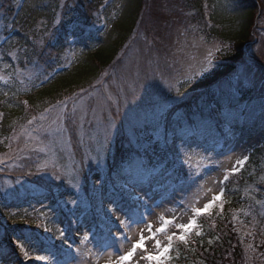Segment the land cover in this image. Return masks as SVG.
Masks as SVG:
<instances>
[{
    "label": "trees",
    "instance_id": "1",
    "mask_svg": "<svg viewBox=\"0 0 264 264\" xmlns=\"http://www.w3.org/2000/svg\"><path fill=\"white\" fill-rule=\"evenodd\" d=\"M172 1L181 6V10L184 8L191 12L188 16L183 15L188 24L191 21L192 26L197 31L205 33L207 38H214L226 46L229 44L231 48L225 55H220L214 72L196 81L186 82L179 89L171 85L178 68V56L172 55L173 49L165 48L163 51L166 55H161V58L157 59L160 60L159 69L171 85V90L169 91L159 77L155 83V90L169 98L175 96L176 100L171 105L166 122L161 126V136L153 140L150 133L146 134V130L141 138L138 155L152 171V175L139 187H157L163 180V175L170 170V178L174 186L179 182H186L189 174L182 163L185 160L188 162L189 156L196 149L204 147V153L219 159L234 141L231 139V132H236L235 139L251 140L257 135L259 130L257 127L262 121L260 114L250 113L252 102L256 100L252 87L236 86L230 93L222 92L218 95L215 93L219 89V83L233 72L229 65L236 63L242 45L249 39L250 30L255 24H253L255 6H258L259 0ZM64 2L66 6L60 10L59 0H23L24 6L17 9L16 0H0V36L14 37V44L10 47L12 49L15 46L17 55L21 54L18 60L39 59L43 71V76L39 77V86L19 92L18 98H13L12 95L16 91H7L8 96L0 91V113L4 114L3 119L0 120V154L6 150L5 138L19 130V125L26 124V120L31 116L39 117L45 108H51L60 101L80 94L82 89L92 91L91 86L97 81L94 86L99 88L101 84H107L108 91L115 97L121 78L127 79L126 76L119 77L117 74L116 62L123 61L124 58H116V56L136 25L142 0H64ZM33 5H43V7L36 8ZM54 8L60 10L62 14L59 24L54 22ZM143 15L144 12L141 16ZM42 22L47 32L43 40L41 34L39 37L37 34L41 32L37 24ZM106 22L108 29L103 27ZM9 23L12 24L11 29L8 28ZM65 43L67 45L76 43L79 50L73 63L67 67L60 64L59 59L64 52ZM158 43H161L159 38ZM9 44L5 46L3 43L5 50L2 55L6 62H11L6 53ZM137 46L138 44L135 47ZM20 49L22 53L19 52ZM152 49L161 51L156 45ZM52 52L55 54L52 55ZM237 63L239 65L235 67L243 64L241 61ZM57 69L60 71L56 72ZM104 72L107 74L101 77ZM51 73L52 75L49 76ZM46 76L49 78L44 81ZM41 81L44 83L41 84ZM177 93L180 95L178 96ZM85 100L95 106V96L85 97ZM25 101L29 105L27 110L24 108ZM121 103H123L122 99ZM112 111L114 113L115 108ZM39 122L37 120V123ZM106 151L107 164L104 173L111 180V184L105 181L106 199L107 195L113 192L112 185H115V193L123 197L120 201L122 204L128 194L122 187V181H125L126 177L116 175V171L121 160L136 149L128 146L127 136L121 131L115 134ZM263 155L264 144L249 153L250 159L245 168L226 182L223 210L214 207L198 217L201 236L197 237L193 231L189 235L190 243L187 246L182 242L174 241L168 264H264V243H261L264 240V235H261V230L264 229V216L261 215L264 213V181L258 179L263 165L261 161ZM83 156L84 148L77 145L74 149L75 160L79 162ZM17 163L23 165L27 162L17 161ZM84 175L86 179L83 187L87 193L91 188L88 178L95 180L100 176V172L97 166L90 165ZM13 178L12 183L15 182ZM27 179L38 187L42 185L46 187L48 183L39 176ZM250 186H254L256 190L250 192ZM60 188L62 199L73 195L72 188L67 184H61ZM15 189L20 190L19 185H16ZM24 190L30 191V188L25 187ZM53 195L48 192L45 203L55 208L56 201ZM42 198V196L36 197V199ZM22 203V208L17 209L13 206L11 210L18 212L19 221L25 218L23 209L27 208L29 215L26 218L29 224L12 225L7 221L8 227H14L17 235L23 230L31 232L33 244L29 246L28 251L33 257L52 254L50 264H55V261L62 257L57 254L59 249L49 247L44 237L51 238L55 245L59 240L52 238L50 233H45L43 227H35L36 223L47 224L54 230L64 222L63 228L69 229L71 234L82 231L83 225L98 219L95 217L94 207L76 209L75 217L70 216L63 208L55 212L41 209L46 213V216H41L32 211L27 200ZM36 207L40 208V205L36 204ZM68 207L71 208L70 205ZM73 218L77 219V224L70 228V221ZM97 225L103 228L101 220ZM249 232L253 235H248ZM12 235L11 232L7 234L0 232V246L6 249L4 254H0V264H43L36 259L24 261L19 250L11 242ZM208 240H212L211 245L207 243ZM249 244L253 246L252 249L248 248Z\"/></svg>",
    "mask_w": 264,
    "mask_h": 264
},
{
    "label": "snow or ice",
    "instance_id": "2",
    "mask_svg": "<svg viewBox=\"0 0 264 264\" xmlns=\"http://www.w3.org/2000/svg\"><path fill=\"white\" fill-rule=\"evenodd\" d=\"M23 6V0H16L17 9ZM65 6L64 0H59L58 8L62 10ZM33 7L42 8L43 5H33ZM53 11L56 23L59 24L62 18L61 11H57L55 8ZM8 28H12L11 23L8 24ZM7 40V37L0 36V47H3V43ZM34 43L38 44L40 41H34ZM214 47L216 52H221L219 46ZM12 58L13 60L16 59L15 53L12 54ZM213 59L214 53L212 49H209L204 61L195 71L189 72L187 78L191 80L196 76L209 72L214 66ZM14 75L16 79L20 80L21 84H24L25 78L31 82V75L21 72L19 68L14 70ZM158 77L170 91L171 85L164 78V73L160 71L159 65L157 64L156 67H153V63L149 61L147 66H142L134 77L129 73L125 83L118 86L115 97L108 91L107 84H101L99 88L93 86L92 91L82 89L80 94L69 97L65 101H60L51 108H45L39 117L33 115L28 118L26 124H20L19 131L9 138L12 143L9 144L7 160L0 158V166H3L0 167V172L5 169L19 168L21 171L15 180V184L20 185V190L14 189L11 184L8 185L7 189L0 187V193H3L0 196V217H2L0 218V232L5 234L11 232L13 234L11 242L19 250L24 261L36 259L49 264L52 255H37L33 257L28 251L29 246L33 244L32 233L23 230L17 235L14 227H8L7 221H10L12 225L17 223L29 224L26 218L29 215L27 208L23 209L25 218L19 221L17 220L18 212L11 210L13 206L17 209L22 208V201L24 200H27L33 211L40 212L41 216H46L45 212L40 211L41 209L55 212L57 209L63 208V210L69 212L70 216L75 217L76 209L81 207L91 209L94 207L95 217L100 219L101 223L105 225L106 235L99 237V242L105 251L112 247L113 242H120L121 247H123L122 235L119 229L130 227L137 219V211L139 209H143L139 213V217H142L143 221L148 219L154 207L149 206L148 198L143 196L134 197L135 210H133L131 205L121 204L120 201L123 197L119 193H115L114 189L116 186L112 185L113 192L109 193L106 199L105 181L107 180L111 184V180L104 173V169L107 164V147L115 134L122 131L127 136L128 146L136 149L135 152L130 153L121 160L116 171V175L126 177L122 187L134 190L137 186L146 183L152 175V171L146 167L143 159L138 155V150L141 147V138L145 135L146 130L159 129L166 122L171 105L174 103L168 96L155 90V83ZM48 78L46 76L45 80ZM0 81H3L6 85L10 84V80L4 76H0ZM43 83L44 81H41V84ZM260 87L262 89L260 107L262 114H264V78L260 81ZM4 95L8 96L9 93L4 92ZM12 95L13 98H18L19 89ZM177 95L179 96L180 93H177ZM93 96H95V106L85 100V97ZM121 99L123 103H121ZM69 101L71 102L70 109ZM28 107L29 105L25 101V110ZM113 108H115L114 113L112 111ZM3 115V113H0V120L3 119ZM37 120L40 122L37 123ZM77 145L84 148V156L79 162L73 159L74 149ZM228 151L232 154H225V160L232 161L233 157L235 159L231 167L223 171L222 178H216L218 185L216 194H213L202 208L192 207V218L186 223H175L173 225L171 220H167L162 216V226L156 228L155 231L156 233L164 234L167 243L162 245L159 240H156L154 244L157 250L156 253L142 255L139 260L154 262V264H168L171 259L170 250L173 248L174 241L182 242L187 246L190 243L189 234L194 230L197 237L201 236L197 217L208 213L214 207H218L221 211L223 210L226 182L229 181L231 176L240 173L250 159L248 155H236L231 149ZM65 156L70 163L61 166L59 162L63 161ZM8 161H11V163ZM17 161H25L27 163L22 165L16 163ZM184 162L187 163L186 160ZM215 163L217 166H222L224 161H216ZM90 165L97 166L100 176L95 180L88 178L91 188L85 193L83 185L86 178L84 173ZM35 176L48 181L46 187L43 185L38 187L26 179ZM261 180L264 181V177ZM61 184H67L74 189V195L69 196L67 199H62L60 196ZM25 185H28L30 191L24 190ZM201 187L203 188V185ZM208 191L211 192L212 189L209 188ZM48 192L54 194L55 208L45 203ZM37 196H42L43 198L36 199ZM29 197H32V199H29ZM159 203L158 201L157 205ZM36 204L40 205L39 209ZM69 205H71V208L68 207ZM261 215L264 216V213H261ZM233 220H235V216H233ZM117 222L119 227H117ZM76 224L77 219L73 218L69 227L71 228ZM169 225H172L177 232L168 234L167 227ZM34 226L37 228L43 227L45 233H50L52 238L61 242L62 247L57 254L62 258L57 259L55 264H85V258L93 255L91 248L84 250L79 246H74L69 240V229L56 227L53 230L47 224L41 225L39 223ZM147 227L151 229V225H147ZM248 235H253V233L249 232ZM261 235H264V229L261 230ZM89 239L90 236L86 232L81 237L80 243L84 244ZM44 241L49 247H56L51 238L44 237ZM143 243L144 237L142 235L137 243L132 244L123 254H118L115 259H110L109 264H129L137 249ZM207 243L211 245L212 240H208ZM261 243H264V240ZM248 248L252 249L253 246L249 244ZM5 251L6 249L0 246V254H4ZM107 254L109 257L113 256L112 252Z\"/></svg>",
    "mask_w": 264,
    "mask_h": 264
},
{
    "label": "rangeland",
    "instance_id": "3",
    "mask_svg": "<svg viewBox=\"0 0 264 264\" xmlns=\"http://www.w3.org/2000/svg\"><path fill=\"white\" fill-rule=\"evenodd\" d=\"M258 3V6H255V18L253 22V24H255L252 25L249 39L242 45L243 48L241 52H239L240 56L236 60V63L234 65H229L232 67L233 72L229 75V77H226L222 82L219 83V89L215 91L217 95L222 92L230 93L236 86L252 87L255 91L256 100L252 102L253 105L250 113L260 114L262 121L259 123L257 127L259 130L253 139L249 141L244 140V138L238 139L229 148L233 150L236 155L249 156V153L253 149L264 144V114H262L260 107L262 103V89L260 87V81L262 78H264V1L259 0ZM143 12L144 17L141 16ZM190 13L191 12L189 10L184 8L181 10V6L172 0H142L139 18L135 23L136 25L132 33L125 39L124 46L120 49V52L116 56V58H124L123 61H117L115 65L119 77L126 76L128 78L129 73H131V75L134 77L142 66H147L149 61L156 60L153 62V67H156L157 64L160 65V60L157 59H160L161 55H166L163 50L165 48L168 49V47L169 49H173V52H171L172 55L178 56V68L173 82L171 83L172 87L179 89L181 85H184L186 82L190 83L196 81L206 74L209 75L210 73L214 72V68L218 64V58H220V55H225L226 51L230 50L231 47L229 44L226 46L225 44L217 42L214 38H207L205 33L197 31L192 26L191 21L190 24H188V22L183 18V15L188 16ZM142 18L144 19L143 21ZM54 22H56V18ZM37 27L41 30V32L37 33V30H35V35L38 34L39 37L41 34L40 36L43 40L47 34L43 28V22L40 24L38 23ZM103 27H107L108 29V23L106 22L103 24ZM158 38L161 43H158ZM14 41L15 38L10 37L6 42H4L5 46L10 43L7 46L6 53L8 59L12 63L6 62L2 55L5 47H0V76H4L10 80V84L7 85L4 84L3 81H0V91L3 92L17 91V89H19V92H23L37 87L40 82L39 77L43 74L41 69L42 63L39 59L33 58V61H30V58H24L21 59V61L18 60L21 54L19 53L20 55H17V48L15 46L12 49L10 47V45L14 44ZM137 44L138 46L136 48L135 46ZM155 45L159 46L162 52L153 50L152 48ZM66 46H68L67 43L63 45L65 49L59 58L60 64L62 65H69L70 63H73L75 55H78L79 53V50L75 46H72V48ZM214 46H219L221 52H216ZM209 49H212L214 53V66L209 72H205L202 75L196 76L194 79L189 80L187 78V74L189 72L195 71L199 67V65L204 61ZM20 50L21 51L19 52L22 53V49ZM13 53L16 55L15 60L12 58ZM54 54L55 53L52 52V55ZM239 61H241L243 64L235 67L236 65H239L237 63ZM16 68H19L20 71L25 74H30L31 82L25 78L24 84H21L20 80L16 79L14 75V70ZM104 74H107V72L101 74V77H104ZM125 81L126 80L121 78V82L118 84V86L125 83ZM97 82L92 84L91 89H93V86L96 85ZM170 99L173 101L176 100L175 96H172ZM69 108H71V105ZM17 131L19 130H16L15 132ZM161 131V127L155 130L148 129L146 134L150 133L153 140H157L161 136ZM14 133L5 138L6 150L4 153L0 154V158L7 160L9 144L12 143L9 138L13 136ZM233 134L235 135V133ZM13 146L15 147L14 143ZM225 154L231 155L232 153L227 151ZM225 154L221 158L215 159L209 153H204V147H200L196 149L195 152H193L192 158H190L187 163L184 161L182 163L185 170H187V172L190 174L188 180L182 185L178 187L174 186V184L171 182L170 170L163 176V184H160L158 187H143L132 190V194L125 197L123 204L131 205L133 210H135L133 198L143 196L149 199V206L154 207L147 220L143 221L142 217H139V213L143 211L141 208L137 211V219L130 227L119 229L122 235L123 247H121L120 242H113L112 247L106 251L101 245L99 247H94L93 244L95 242V238L93 233L97 234V231L93 230L92 227L100 220L97 219L93 222V224L90 222L87 223L83 227L81 237L87 232L90 236V239L84 244L80 243L74 245L79 246L84 250H87L88 248L92 249L93 255L87 256L85 258V264H109L110 259H115L116 255L123 254L128 248H130L132 244L137 243L142 235L144 237V243L140 248L137 249L136 254L129 264H154V262L139 260V257L146 254H155L157 251L154 247L156 240H159L162 245L167 243L165 235L162 233H156L155 231L156 228L162 226L161 217L163 216L165 219L171 220L173 225L175 223H186L189 219H191V208H202L203 205L210 200L211 196L216 194L218 189L216 178H222L223 171L225 169H229L231 164L234 162L235 157H233L232 161L225 160ZM73 159L75 160L74 156ZM216 161H224V163L222 166H217L215 163ZM261 161L263 165L261 166V173L260 177L258 178L259 180L264 177V155L262 156ZM8 162L11 163V161ZM59 163L61 166H64L68 165L70 161L65 156L64 160L60 161ZM20 171L21 170L19 168H12L5 169L3 172H0V187L7 189L8 185L11 184L15 189L16 184H14L15 182L12 183V177H14L13 179L15 181L20 175ZM201 185H203V188ZM25 187H28V185H25ZM209 188L212 189L211 192L208 191ZM255 190L256 189L254 186L249 187L250 192H254ZM72 192L74 195L75 190L72 189ZM2 195L3 193H0V196ZM158 201L160 203L157 205ZM34 213L37 215L40 214V212L35 211ZM147 225H151V229H149ZM64 226V222L59 225V227ZM117 227H119L118 222ZM102 231H104L106 235L105 230L103 229ZM175 232H177V230L172 225L167 227L168 234H173ZM79 240H81V238ZM108 252H112L113 256L109 257L107 254Z\"/></svg>",
    "mask_w": 264,
    "mask_h": 264
}]
</instances>
